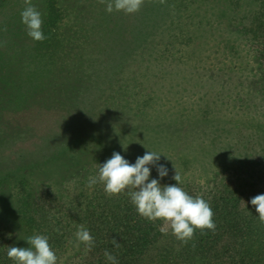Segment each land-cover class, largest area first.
<instances>
[{
  "label": "rangeland",
  "instance_id": "1",
  "mask_svg": "<svg viewBox=\"0 0 264 264\" xmlns=\"http://www.w3.org/2000/svg\"><path fill=\"white\" fill-rule=\"evenodd\" d=\"M48 2L32 0L43 25ZM53 3L44 46L21 22L24 0L0 1V230L12 246L38 234L22 200L96 176L113 152L133 164L160 153L168 175L149 165L150 180L177 184L176 169L199 191L264 164V66L252 39L262 3L145 0L133 14ZM75 233L71 256L83 249Z\"/></svg>",
  "mask_w": 264,
  "mask_h": 264
},
{
  "label": "trees",
  "instance_id": "2",
  "mask_svg": "<svg viewBox=\"0 0 264 264\" xmlns=\"http://www.w3.org/2000/svg\"><path fill=\"white\" fill-rule=\"evenodd\" d=\"M258 1L262 4L252 39L264 66V0ZM53 2H48L43 31L48 21L54 20L57 9ZM40 44L51 45L47 39ZM261 87L264 92V78ZM89 172L74 175L56 189L42 190L30 202H21L25 225L48 236L58 257L57 264H110L105 251L114 255L118 264H264V223L250 203L254 196L264 194V164H257L238 177L223 178L210 189L199 191L190 183L180 185L193 197L202 196L210 203L217 227L214 233L196 230L187 244L172 238L162 246L159 244L173 235L170 228L161 220L152 222L141 217L126 192L108 196L104 186H96L102 183L91 189L85 184ZM167 182L160 181L161 185H174L171 180ZM84 184L86 192L81 188L74 194L72 190ZM84 193L88 194L85 206L80 207ZM80 225L90 231L95 245L91 250L83 245L80 254L71 256L73 236ZM112 239L120 244L119 248L114 247ZM11 246L0 230V264H15L7 256Z\"/></svg>",
  "mask_w": 264,
  "mask_h": 264
},
{
  "label": "clouds",
  "instance_id": "3",
  "mask_svg": "<svg viewBox=\"0 0 264 264\" xmlns=\"http://www.w3.org/2000/svg\"><path fill=\"white\" fill-rule=\"evenodd\" d=\"M99 2L106 5L108 13L123 11L126 14H133L140 11L145 0H99ZM159 2L164 4L166 0ZM24 4L21 22L26 26L28 36L38 42L44 41L46 36L42 30V13L33 5L32 0H24ZM160 157V153L147 151L142 157L138 156L133 164L120 153L113 152L110 159L102 165L98 164V173L89 177L88 186L102 183L108 196L126 192L141 217L152 222L163 221L175 238L183 244L194 238L196 230L203 233L207 229L214 233L217 226L210 203L202 196L193 197L186 192L180 186L183 181L176 169L172 179L177 181V184L161 185L158 179L150 180L149 165L156 167L161 179L168 175L167 167L158 164ZM250 203L255 206L260 222L264 223V194L254 196ZM75 237L76 247L83 244L86 250H91L95 245L94 237L84 225L79 226ZM25 240L30 247H8L7 256L15 264H57L58 257L49 243L48 236L34 234ZM112 244L116 248L120 247L115 239H112ZM104 255L110 264H118L117 258L110 252L105 251Z\"/></svg>",
  "mask_w": 264,
  "mask_h": 264
}]
</instances>
